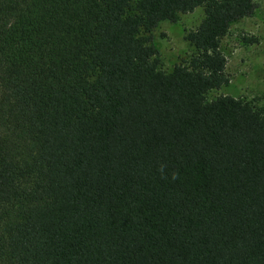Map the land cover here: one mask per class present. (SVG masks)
<instances>
[{"label": "trees", "instance_id": "16d2710c", "mask_svg": "<svg viewBox=\"0 0 264 264\" xmlns=\"http://www.w3.org/2000/svg\"><path fill=\"white\" fill-rule=\"evenodd\" d=\"M203 7L166 71L151 31ZM253 0H0V264H264V111L207 94Z\"/></svg>", "mask_w": 264, "mask_h": 264}, {"label": "rangeland", "instance_id": "374dc122", "mask_svg": "<svg viewBox=\"0 0 264 264\" xmlns=\"http://www.w3.org/2000/svg\"><path fill=\"white\" fill-rule=\"evenodd\" d=\"M253 12L230 23L220 50L226 57L229 82L208 92L209 99L226 94L242 98L264 111V0H253ZM203 7L180 13L174 21L163 20L151 31L152 43L162 69L169 71L194 52L185 35L204 18Z\"/></svg>", "mask_w": 264, "mask_h": 264}]
</instances>
